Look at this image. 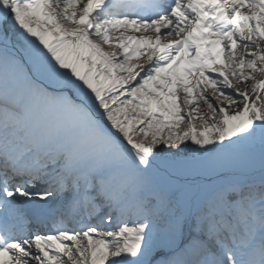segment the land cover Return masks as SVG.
Listing matches in <instances>:
<instances>
[{
    "label": "snow or ice",
    "instance_id": "1",
    "mask_svg": "<svg viewBox=\"0 0 264 264\" xmlns=\"http://www.w3.org/2000/svg\"><path fill=\"white\" fill-rule=\"evenodd\" d=\"M0 264H264V0H0Z\"/></svg>",
    "mask_w": 264,
    "mask_h": 264
},
{
    "label": "bare ground",
    "instance_id": "2",
    "mask_svg": "<svg viewBox=\"0 0 264 264\" xmlns=\"http://www.w3.org/2000/svg\"><path fill=\"white\" fill-rule=\"evenodd\" d=\"M129 34H135V35H140L141 33H129Z\"/></svg>",
    "mask_w": 264,
    "mask_h": 264
}]
</instances>
